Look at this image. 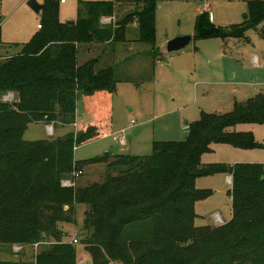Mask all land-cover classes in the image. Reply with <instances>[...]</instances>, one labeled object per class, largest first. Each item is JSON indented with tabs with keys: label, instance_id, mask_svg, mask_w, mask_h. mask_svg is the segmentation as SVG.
<instances>
[{
	"label": "trees",
	"instance_id": "16d2710c",
	"mask_svg": "<svg viewBox=\"0 0 264 264\" xmlns=\"http://www.w3.org/2000/svg\"><path fill=\"white\" fill-rule=\"evenodd\" d=\"M131 1L137 3L135 9L103 27L100 19L112 16L120 0L80 1L73 24L58 20L57 1L45 0L38 30L27 42L15 43L21 47L17 53L0 61V243L29 245L50 238L29 264H78L77 243L66 239L58 222L75 223L76 205L82 203L87 206L83 227L96 231L82 240L86 248L91 251L98 243L122 264H201L213 249L200 258L185 249L199 246L216 232L223 238L222 249L230 246L229 237H235L234 252L222 264H264V163L200 160L212 143L260 145L250 132H238L235 126L264 123L263 94L234 101L228 112L202 111L189 123L184 140H155L147 155L121 153L109 160L106 153L75 160L76 146L109 132L110 120L103 119L79 123L77 131L53 139H24L29 123L74 124L78 92L116 90L115 67L97 68L96 58L78 63L79 44L124 41L133 22L138 41H155L156 1ZM246 5L247 19L229 27L215 24L208 11L198 13L193 38L241 39L246 29L264 20V0H247ZM6 92L17 93V99L3 100ZM96 162L120 170L101 182L62 185L73 171ZM216 173L231 174L232 217L218 226H197L195 203L213 191L197 188L196 179ZM107 226L112 230L106 239Z\"/></svg>",
	"mask_w": 264,
	"mask_h": 264
},
{
	"label": "rangeland",
	"instance_id": "374dc122",
	"mask_svg": "<svg viewBox=\"0 0 264 264\" xmlns=\"http://www.w3.org/2000/svg\"><path fill=\"white\" fill-rule=\"evenodd\" d=\"M27 1L0 0V61L17 53L21 47L15 43L27 42L38 30L37 24L44 19L43 11L35 12ZM36 1L40 4L45 2ZM80 1L87 0H65L64 3H58V20L63 23L75 20ZM155 1L156 32L153 43L137 40V26L133 22L127 26L124 41L79 44L78 63L99 57L97 68L115 67L117 84L112 97H107L106 102L102 103L104 109H107L106 114L97 111L93 115L97 119L110 120L112 132L77 146L74 150L75 160L106 153L109 154V160L121 153L150 154L155 140H184L189 123L198 120L202 111L228 112L233 108L234 101H245L248 96L258 93L264 95V20L255 27L246 29L241 39L232 38L224 42L220 38H193L196 10L201 9L205 2L210 4L212 20L217 25L229 27L247 19V0ZM136 5L131 0H120L115 6L114 14L102 17L100 25L105 27L114 24L135 9ZM181 35H191L192 39L178 51H166V43ZM125 43L127 46L134 45L131 50L124 52ZM153 49L156 52L153 53ZM135 56L141 57L142 62ZM17 97V93L6 92L2 99L13 101ZM87 107L88 102L80 98L79 115L81 110L86 113ZM49 124L53 129L50 134L46 130V125ZM136 129L140 132L135 133ZM235 129L238 132H250L260 145L243 148L226 142L212 143L210 149L201 154L202 164L264 163V123L242 122ZM68 130L70 126H63L59 121L33 122L28 125L23 137L25 140L53 139ZM119 170L120 167L109 168L106 162L91 163L83 169V174L75 182L78 185L101 182L107 174L116 175ZM223 174L216 173L196 179L197 188L213 191L197 207V211L206 219L215 211L228 209L229 185ZM85 209V204L76 205L75 223L58 222L59 228L67 234L66 239H78L77 263L122 264L98 243L88 251L82 240L91 237L96 231L93 226L88 229L83 227ZM214 219V224H203L200 217H197L195 224L208 225L209 228L224 224L218 216L214 215ZM111 230L110 226L105 229L106 239ZM234 239V236L229 237L230 246L222 249L223 238L220 232H216L199 246L186 247L185 252L195 253L200 258L202 253L213 249L214 252L210 251L203 256L201 264H222L234 252L231 249ZM51 241L50 238H44L38 243L22 245L19 251L14 250L12 245L0 243V260L29 264L35 254ZM248 243L252 244L251 241ZM141 252L131 257H136ZM206 255H210V259H206Z\"/></svg>",
	"mask_w": 264,
	"mask_h": 264
},
{
	"label": "crops",
	"instance_id": "0c3cea01",
	"mask_svg": "<svg viewBox=\"0 0 264 264\" xmlns=\"http://www.w3.org/2000/svg\"><path fill=\"white\" fill-rule=\"evenodd\" d=\"M205 3H208V2H205ZM204 3V4H205ZM202 11H208L209 14H210V18H211V10H210V4L208 3V8H204V5L201 7V9H197L196 10V15ZM212 20V18H211ZM213 21V20H212ZM214 22V21H213ZM215 23V22H214ZM136 26V22L134 23ZM216 24V23H215ZM38 26V24H37ZM38 28V27H37ZM132 43H135V42H132ZM126 45V48L124 49V52H127L128 50H131L132 49V46L134 45H130V46H127L128 44L125 43ZM97 60H99V57H95ZM134 58H137L138 61L142 62V58L141 57H138V56H135ZM87 59V58H86ZM85 59V60H86ZM112 93H108V92H97V93H94L92 95H85L83 94L82 92H78L77 93V100H76V112H75V123L72 124V125H69L70 126V130H75L77 131L78 128V124L79 123H82V124H88L89 122H97L99 120H102V119H97L95 117H93V115L97 112V111H102L104 114H106V111L107 109L105 108L104 109V106L102 105L103 102H106L105 100L107 99V97L111 98ZM85 97V98H83ZM249 97V96H248ZM82 98V99H85V101L88 102V110L86 111V113H84L82 110H81V113L79 115V112H78V101L79 99ZM104 109V111H103ZM109 111L111 113V107L109 108ZM89 114V115H87ZM103 121V120H102ZM31 124V123H29ZM28 124V125H29ZM108 131L107 133H104L103 135H101L99 138L101 137H105L106 135L110 134L112 132V124H111V121L110 123H108ZM50 125V124H49ZM52 126V125H51ZM28 128V127H27ZM27 130V129H26ZM138 131V133L140 132L139 129H136ZM135 130V131H136ZM69 131V130H68ZM95 140V139H94ZM87 143V142H86ZM124 143V142H123ZM77 147V146H76ZM75 147V148H76ZM74 148V150H75ZM75 159V158H74ZM84 169H86V166L84 167ZM225 176V180L227 182V184L229 185V188L228 190L231 188V181H232V177H231V174L229 173H224L223 174ZM67 178V177H66ZM77 184V183H76ZM78 185V184H77ZM86 185V184H85ZM80 186H84V185H80ZM227 194L229 196V202H228V209L226 210H218V211H215L213 214H210L206 219L204 217V215L202 213H200L199 211H197V207L198 205L201 203L202 200H199L195 203V212L197 214V217H200V220L202 221L203 224H214L215 222V219H214V215L218 216V219L220 220L221 223H225L227 221H229L232 217V209H231V195L230 193H228L227 191ZM208 199V197H207ZM206 200V199H205ZM204 201V199H203ZM196 217V219H197ZM65 231V230H64Z\"/></svg>",
	"mask_w": 264,
	"mask_h": 264
},
{
	"label": "water",
	"instance_id": "95a60500",
	"mask_svg": "<svg viewBox=\"0 0 264 264\" xmlns=\"http://www.w3.org/2000/svg\"><path fill=\"white\" fill-rule=\"evenodd\" d=\"M27 4L29 7H31L35 12L39 13L43 10L44 4L43 3H38L36 0H28ZM247 15V12L245 13ZM74 20H70L67 22V24H73ZM192 39L191 35H181V36H176L172 39H170L166 43V51L172 52V51H178L182 48H184ZM135 133H138L136 130Z\"/></svg>",
	"mask_w": 264,
	"mask_h": 264
},
{
	"label": "built area",
	"instance_id": "2783aa9c",
	"mask_svg": "<svg viewBox=\"0 0 264 264\" xmlns=\"http://www.w3.org/2000/svg\"><path fill=\"white\" fill-rule=\"evenodd\" d=\"M55 1H57L58 3H64L65 2V0H55ZM204 8H208V3H205L204 4ZM37 27H39V25L37 26ZM255 59V58H254ZM256 60V59H255ZM132 123H135V122H133L132 121ZM46 130L48 131L47 133H52L53 132V129H52V126L51 125H46ZM122 141V140H121ZM123 142V141H122ZM83 174V170H75V171H73L72 173H71V177H68V178H64V179H62L61 180V182H62V185H64V186H70V185H73L74 183H75V179L77 178V177H79L80 175H82ZM71 241H72V243H78V239L76 238V237H73L72 239H71ZM12 247H13V249L14 250H17V251H19L21 248H22V245H17V244H14V245H12Z\"/></svg>",
	"mask_w": 264,
	"mask_h": 264
}]
</instances>
